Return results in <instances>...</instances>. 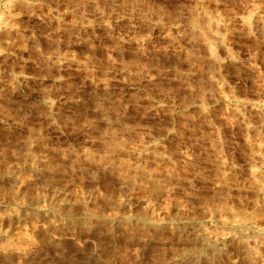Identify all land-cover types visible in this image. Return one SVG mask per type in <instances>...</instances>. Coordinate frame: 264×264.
<instances>
[{
    "label": "rangeland",
    "instance_id": "374dc122",
    "mask_svg": "<svg viewBox=\"0 0 264 264\" xmlns=\"http://www.w3.org/2000/svg\"><path fill=\"white\" fill-rule=\"evenodd\" d=\"M0 264H264V0H0Z\"/></svg>",
    "mask_w": 264,
    "mask_h": 264
},
{
    "label": "bare ground",
    "instance_id": "6f19581e",
    "mask_svg": "<svg viewBox=\"0 0 264 264\" xmlns=\"http://www.w3.org/2000/svg\"><path fill=\"white\" fill-rule=\"evenodd\" d=\"M8 19V18H7ZM9 20V19H8ZM194 23V22H193ZM5 29V28H4ZM213 57V56H212Z\"/></svg>",
    "mask_w": 264,
    "mask_h": 264
}]
</instances>
